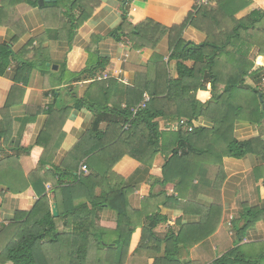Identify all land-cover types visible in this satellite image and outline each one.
<instances>
[{"label": "trees", "instance_id": "16d2710c", "mask_svg": "<svg viewBox=\"0 0 264 264\" xmlns=\"http://www.w3.org/2000/svg\"><path fill=\"white\" fill-rule=\"evenodd\" d=\"M39 1L2 0L0 25L6 12L13 11V19L5 25L15 31V41L26 33L17 11L21 4L47 11L54 21L59 18L60 25L55 27L57 35L65 37L67 33L65 40L69 44L98 7L93 0H44L43 6H39ZM122 1V23L111 36L118 41L127 38L133 50L152 49L154 54L136 72L132 86L121 85L112 77L98 79L109 61L101 58L97 50L93 54L92 49L88 50L87 66L81 72H70L66 62L61 66L57 84L67 87L53 91L55 102L46 111L49 118L44 131L35 145H26L21 150L32 155L37 147L43 146L46 151L44 139L53 132L56 121L66 120L73 109L86 108L96 120L61 167L45 170L49 179H40L45 164L43 161L37 164L30 185L38 200L30 210L18 212L0 232V264H126L136 226L129 215L124 178L115 172V167L126 157L152 166L158 154L166 160L161 185L173 183L181 199L177 197L175 202L182 204L186 199L184 208H196L201 218L197 223L180 225L177 232L164 240L155 236L154 225L150 224L143 228L140 247L148 248L154 238L158 252L162 243L166 244L163 255L154 264H186L181 258V247L191 248L215 234L223 213L220 204L199 206L188 195L206 187L209 191L220 190L226 177L224 158L242 159L248 154H261L264 147L261 139L238 141L234 138V128L237 121L264 126L261 88L264 0L262 7H255L256 0H194L184 20L171 27L149 18L134 23L130 18L133 0ZM188 28L203 33L205 41L196 44L186 40ZM165 36L170 50L168 58L156 51ZM31 44L17 55L11 44L0 45V76L14 60L18 64L15 82L27 84L37 65L21 57ZM173 61L177 63V78L170 74ZM188 62L193 64L189 66ZM43 68L48 69L45 63ZM247 79L255 86L247 85ZM85 81L91 83L81 97L78 84ZM220 86L223 89L219 91ZM15 91L23 94L19 87ZM203 91L211 93L205 102L198 98ZM63 93L71 97L72 104L63 103ZM143 103L145 107L136 114L131 111ZM10 105L9 99L7 106ZM43 112L40 108L31 109L27 126H32ZM200 118L212 120L213 127L195 126L194 122ZM161 122L167 127L162 128ZM81 165L88 167V174L80 170ZM49 182L58 204V217L53 216L51 199L45 189ZM9 191H12L10 186ZM3 196L4 192H0V207ZM104 208L117 213V228L112 232L98 225ZM263 217L264 209L248 208L244 224L237 228L239 241ZM212 264H264V254L251 258L238 246Z\"/></svg>", "mask_w": 264, "mask_h": 264}, {"label": "crops", "instance_id": "0c3cea01", "mask_svg": "<svg viewBox=\"0 0 264 264\" xmlns=\"http://www.w3.org/2000/svg\"><path fill=\"white\" fill-rule=\"evenodd\" d=\"M93 1L98 7L76 31L72 44L67 41V33L65 37L63 34H59L60 37L57 35L55 27L61 22L58 21L60 16L57 13L58 19L54 21V17L47 11L27 4L19 5L17 11L23 20L26 33L17 41L14 40L15 31L9 25H5L13 19V11L8 10L6 17L2 18L0 45L11 44L12 51L17 55L32 42L21 59L37 66L29 75L27 84L15 82L18 64L14 60L5 74L0 76V192H4L0 207V232L15 219L18 212L30 210L37 202L38 196L30 185L37 164L39 165L40 161L45 164L44 170L40 171V179H49L45 170L61 167L68 154L96 120L95 115L86 108L73 109L66 120L56 121L53 132L44 139L46 151L43 146L37 147L32 155L21 150L26 145H35L44 131L49 118L46 111L55 102L53 91L67 87L65 84L60 86L57 84L61 66L66 62L70 72H81L87 66L88 50L92 49V54L97 50L101 58L109 61L107 69L98 76V79L112 77L121 85L132 86L135 83L136 72L141 71L154 54L152 49L133 50L127 38L118 41L111 36L122 23L124 9L122 0ZM193 2L194 0H133L130 18L134 23L149 18L171 27L184 20ZM1 3L2 0L0 6ZM255 7H262V0H256ZM184 38L201 44L206 36L194 28H188ZM156 51L168 58L170 50L167 36L159 43ZM43 63L48 69L43 68ZM192 64L187 63L189 66ZM176 67L175 61L170 62L169 69L173 78L178 77ZM90 83L91 81H85L78 84L81 97ZM246 84L255 86L250 79H247ZM15 87L23 89V94L19 91L13 92ZM261 88L264 91V80ZM222 89L223 86H220L219 91ZM59 95L58 93L57 97ZM62 96L63 103H73L70 96L64 93ZM210 96L211 93L207 91L198 94L199 100L203 102ZM9 99L12 105L8 107ZM36 108L45 112L36 117L32 126H27L29 112ZM194 124L207 128L214 125L212 120L207 118H200ZM104 127L105 124L102 125V128ZM161 127H167L166 123L161 122ZM234 138L238 141L258 138L264 143V126L237 121ZM165 165V157L158 154L152 166H144L126 157L115 167V172L124 178L122 184L128 192L129 215L136 226L126 264H154L155 259L163 255L162 249L166 244L162 243L161 251L158 252L155 250L158 242L154 238L148 248L147 245L140 247L142 231L146 226L154 225L153 233L158 239L164 240L168 235L177 232L180 225L200 221L201 216L196 208L191 207L188 210L187 207L184 208L186 199L182 200V204L175 202L178 194L173 183L161 185ZM81 167L82 165L79 167L80 170ZM223 171L226 177L220 190L209 191L206 187L188 195V199L195 201L199 206L220 204L223 213L215 234L191 248H187L186 245L181 247L183 263L212 264L238 246L243 247L251 258L264 254V217L246 230L242 241H239L237 233V228L244 224V215L248 208L264 209V147L261 154H248L242 159L224 158ZM194 183L197 184L198 181L195 180ZM9 186L12 191H9ZM50 188L51 182L45 185V189L52 206L53 200L56 199ZM178 199L181 200L179 197ZM117 221V213L110 208H104L99 214L98 225L112 232L117 228Z\"/></svg>", "mask_w": 264, "mask_h": 264}, {"label": "built area", "instance_id": "2783aa9c", "mask_svg": "<svg viewBox=\"0 0 264 264\" xmlns=\"http://www.w3.org/2000/svg\"><path fill=\"white\" fill-rule=\"evenodd\" d=\"M148 101H149V97L146 96V97H145V102L147 103ZM145 105H146V104L143 103V104L139 105L137 108H133L131 111H132L134 114H136V113L138 112V110H139L140 108H144ZM81 171H83V173H85V174H88V173H89L88 167H87L86 165H82V167H81Z\"/></svg>", "mask_w": 264, "mask_h": 264}, {"label": "water", "instance_id": "95a60500", "mask_svg": "<svg viewBox=\"0 0 264 264\" xmlns=\"http://www.w3.org/2000/svg\"><path fill=\"white\" fill-rule=\"evenodd\" d=\"M45 4L44 0H40L39 1V6H43ZM55 69H57V67H54ZM261 97V95H260ZM263 109H264V105H263ZM52 213L54 217H58L59 212H58V206H57V202L56 200H53V204H52Z\"/></svg>", "mask_w": 264, "mask_h": 264}]
</instances>
